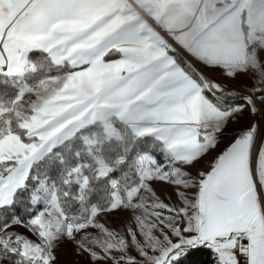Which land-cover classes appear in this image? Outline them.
Returning a JSON list of instances; mask_svg holds the SVG:
<instances>
[{"label":"snow or ice","instance_id":"1","mask_svg":"<svg viewBox=\"0 0 264 264\" xmlns=\"http://www.w3.org/2000/svg\"><path fill=\"white\" fill-rule=\"evenodd\" d=\"M61 252L264 264V0H0V264Z\"/></svg>","mask_w":264,"mask_h":264},{"label":"rangeland","instance_id":"2","mask_svg":"<svg viewBox=\"0 0 264 264\" xmlns=\"http://www.w3.org/2000/svg\"><path fill=\"white\" fill-rule=\"evenodd\" d=\"M15 230L20 231V232L24 231L21 228H17ZM60 259H61V261H64L65 264H74V262L77 260V257H75L74 255H71V254L65 255L63 252H61Z\"/></svg>","mask_w":264,"mask_h":264}]
</instances>
